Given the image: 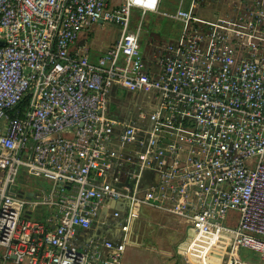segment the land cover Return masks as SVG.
I'll list each match as a JSON object with an SVG mask.
<instances>
[{
    "label": "built area",
    "instance_id": "2783aa9c",
    "mask_svg": "<svg viewBox=\"0 0 264 264\" xmlns=\"http://www.w3.org/2000/svg\"><path fill=\"white\" fill-rule=\"evenodd\" d=\"M159 2L0 0V264H120L144 207L182 219L184 264H264V0ZM131 7L178 23L149 57ZM19 169L52 185L12 193Z\"/></svg>",
    "mask_w": 264,
    "mask_h": 264
},
{
    "label": "rangeland",
    "instance_id": "374dc122",
    "mask_svg": "<svg viewBox=\"0 0 264 264\" xmlns=\"http://www.w3.org/2000/svg\"><path fill=\"white\" fill-rule=\"evenodd\" d=\"M170 1L171 0H160L158 10H168V8L171 7ZM138 24L140 28V48L147 57H149L155 45L173 38L178 30L177 22L162 16L160 13L146 11L144 14H141L139 9L131 7L129 12V27L133 29ZM118 29L119 26L112 22L94 23L89 27V36L92 41L94 40V42H98L102 45L106 44L107 46L111 44V42L116 38ZM108 109L111 112H113V110H117L114 103H109ZM51 185V180L47 178L31 176L24 170L19 169L14 177L13 183L11 184V191L12 193H19L31 189L33 192L37 193L40 191V188L48 189ZM27 208L28 207H25V209ZM176 220L180 224L179 229L167 231V233L164 234V238L169 250L171 251L172 259L175 258L178 260V256L175 253V246L185 239V230L182 224V219L176 218ZM159 234L160 233H158V235ZM157 237L162 238V235ZM153 239L154 238H151V241L154 243L156 238L154 240ZM145 241L146 243L141 245L142 248H136L134 246L128 245V249L137 251L136 257L138 260L155 257L153 251L150 248L153 247L150 239L147 238ZM2 250L3 248L0 247V252ZM242 250L246 254L243 255L244 259L249 261H258L257 252L245 248Z\"/></svg>",
    "mask_w": 264,
    "mask_h": 264
},
{
    "label": "crops",
    "instance_id": "0c3cea01",
    "mask_svg": "<svg viewBox=\"0 0 264 264\" xmlns=\"http://www.w3.org/2000/svg\"><path fill=\"white\" fill-rule=\"evenodd\" d=\"M89 32V29L81 31L77 37L76 43L87 46L90 58H95L104 47H106V44L102 45L98 42H94V40L92 41ZM132 96L133 95L128 93L124 88H115L111 94L110 100V103H114L117 108V110L113 111L116 113H124V109L128 108V97L131 98ZM179 227L180 224L176 220V217L168 216L151 207H144L140 216L132 220L129 225L128 241L124 245L121 253L120 264H184L180 257H178V260L175 258L172 259L171 251L164 238V234L167 233V231L173 229L178 230ZM158 233L160 234L158 235ZM160 235H162V238L157 237ZM147 238H149L151 244H153V247L150 248L155 257L138 260L136 257L137 251L128 249V245L140 248L143 243H146L145 239ZM151 238H156L155 240L153 239L154 243L151 241Z\"/></svg>",
    "mask_w": 264,
    "mask_h": 264
},
{
    "label": "clouds",
    "instance_id": "9594fccd",
    "mask_svg": "<svg viewBox=\"0 0 264 264\" xmlns=\"http://www.w3.org/2000/svg\"><path fill=\"white\" fill-rule=\"evenodd\" d=\"M137 3L140 2V0H136ZM151 3L154 5L156 3V0H151Z\"/></svg>",
    "mask_w": 264,
    "mask_h": 264
},
{
    "label": "water",
    "instance_id": "95a60500",
    "mask_svg": "<svg viewBox=\"0 0 264 264\" xmlns=\"http://www.w3.org/2000/svg\"><path fill=\"white\" fill-rule=\"evenodd\" d=\"M27 195H30L31 194V192L30 191H27V193H26ZM168 216H171V215H168ZM174 217V216H173Z\"/></svg>",
    "mask_w": 264,
    "mask_h": 264
},
{
    "label": "trees",
    "instance_id": "16d2710c",
    "mask_svg": "<svg viewBox=\"0 0 264 264\" xmlns=\"http://www.w3.org/2000/svg\"><path fill=\"white\" fill-rule=\"evenodd\" d=\"M170 4H172V2L170 1Z\"/></svg>",
    "mask_w": 264,
    "mask_h": 264
}]
</instances>
